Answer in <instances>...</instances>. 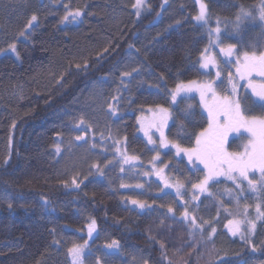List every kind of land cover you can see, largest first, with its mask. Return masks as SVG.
I'll list each match as a JSON object with an SVG mask.
<instances>
[{"label": "trees", "instance_id": "trees-1", "mask_svg": "<svg viewBox=\"0 0 264 264\" xmlns=\"http://www.w3.org/2000/svg\"><path fill=\"white\" fill-rule=\"evenodd\" d=\"M184 1L176 0L177 19L167 26L163 23L167 0H149L139 17L135 0H48L37 13L28 7L20 13L0 10V42L6 23L17 31L14 38L5 37L0 50V190L10 196V200L0 197V264H58L64 245L57 240V228L74 236L68 229L84 233L90 219L121 249L140 251L149 264H264V217L256 223V235L243 241L226 229L229 220L244 219L247 199L240 195L241 189L213 184L191 211L200 225L193 230L192 222L168 213L174 203L167 209L157 201L153 210L140 213L105 176L75 180L53 158L71 102L92 83L111 77L131 53L138 64L134 80L126 89L113 90L129 102L118 119V132L129 152L150 160L152 151L139 136L138 115L159 106L171 111L169 140L184 148L195 146V137L209 124L200 97H182L173 104L172 89L191 80L206 83L201 54L205 48L209 55L219 54L218 47H209L215 40L210 28L217 19L233 24L221 25L219 44H235L237 53L253 46L264 50V22L257 16L244 19L238 30L235 27L240 9L255 15L260 0H203L210 17L206 25L194 20L195 2ZM40 5L42 1L32 4ZM77 10L83 13L79 18L63 20ZM33 15L37 20L28 27ZM142 35L150 36L146 51L136 44ZM254 102L248 95L246 109L261 115L260 104ZM234 143L230 139L229 148L237 151ZM250 203L253 210L259 205L264 212V190H258Z\"/></svg>", "mask_w": 264, "mask_h": 264}, {"label": "rangeland", "instance_id": "rangeland-1", "mask_svg": "<svg viewBox=\"0 0 264 264\" xmlns=\"http://www.w3.org/2000/svg\"><path fill=\"white\" fill-rule=\"evenodd\" d=\"M36 1H42V5L38 8H36V6H32L33 2ZM47 1L48 0H0V10L10 11L11 13H20L23 9L28 7V9L30 8V13H37ZM118 1L121 3L125 2V0ZM167 1L169 3V8L164 16L163 23H165V26L174 24L173 21L177 19L176 12L178 10L176 0ZM192 1H194L197 5L199 14L201 3H204L203 0ZM148 2L149 0H146V6L142 8L140 14L147 9ZM184 2H187V0ZM207 13L208 23L210 21L208 9ZM13 19H15V17H13ZM194 20L200 25L207 24L203 21H197L195 18ZM7 21H12V18H8ZM223 21L225 20L217 19V21L214 22V27L210 28L212 35L216 36L215 32L212 30L217 26L223 30V26L221 25L225 23L231 24L229 21ZM232 25L233 24H231L230 27H232ZM226 28L227 26L224 27L225 30ZM5 30L3 40L0 42V50L4 49L2 47L4 43H6L5 37L11 39L15 37L14 35H17V31L11 30L7 23ZM149 37L150 36L142 35V37L137 40L136 44L139 49L144 51L148 49L150 42ZM211 55H215L217 63L215 66L209 65L208 68H202L206 73L205 82H214L213 84L218 82V86L215 84V90L221 96L230 94L232 83H237V95L241 101L242 111H244L245 115H249L248 108L246 109L245 106L247 96L251 95L253 100L259 104L261 102L252 94V90L247 87V81H239L236 77V66L234 63L236 57L233 56L231 58H225L223 53L220 52L219 54L213 52ZM222 59H224V61ZM136 61L137 56L135 53H131L127 61L122 65H119L114 74H111V77L106 80H99L92 83L71 102L66 110V116H64V133L57 144L60 151L57 153L56 145L53 158L58 160L62 169L70 177H75V180L79 178H86L92 174L105 176L107 183L110 184L112 188L123 192L124 197H127V199L125 198L127 204L130 205L132 209L140 213H144L147 210H153L156 201H158L159 206H163L164 204L166 208L170 204L174 203V205L172 204L171 206L174 207V212L168 213L188 222H191L190 217H193V213L191 211L195 207H198L202 198L211 192L213 184L228 183L233 185L237 190L241 189L240 195L243 196L244 199H247V206L245 210L247 213L248 210H251L250 212H252L251 214H248L249 220L254 222L256 225V223L261 220V216H259L256 210L252 209L253 206L250 201H253L258 190H264L261 189V185L259 183L256 184V188L257 185H260L258 186L257 191L253 192L248 187L247 181H243L241 187L237 188L236 184L232 180H228L225 176H220L209 182L208 190L206 192L200 193L199 189L192 187V185L203 181L207 173V169H205L203 164H200L198 161L193 160V162H189L186 153L181 152L177 155L176 149L172 146L174 143L169 140L167 135V130L172 122L170 110V118L168 119L167 126L164 127L163 132L164 136L171 143H169L167 147L162 146L160 143V133L156 130V128H152L149 131V135L155 143L148 142V136H146L144 131L141 130V117H144V122L147 123V121L152 119L153 112L157 111L158 108H153L151 109L152 111L147 109L144 112L139 113L138 125L139 136L146 140L150 150L152 151L150 160L146 162L143 158L133 155L138 157V159L129 164L123 163V154H132L129 152L127 144L123 142L119 135L118 130L120 121L118 119L119 116L125 112L127 109L126 107L129 106V102L124 101V99L122 100L121 94H117V92H113V90L118 91L122 90V88L126 89L130 87L129 83H131V79L134 80L132 77L138 68V64H135ZM126 72L130 73V75H124ZM217 72H219V77L216 75ZM230 73L232 75V82L229 81ZM124 79L128 80L125 81ZM252 79L257 84L264 83V77L253 75ZM121 83L123 86H120ZM158 88L159 87H157V89ZM112 92L115 95H113ZM197 93L198 92L195 91L191 93H181L177 96V99L173 102V104H176L182 97L194 96L197 95ZM199 100L201 102L203 112L208 118V113L204 108L203 102L201 99ZM112 108H115V112L111 110ZM81 119L84 120V124L79 123ZM77 136H82L83 139L78 140L76 139ZM232 138L233 141H235L234 145L238 147L237 151L229 148V141ZM249 139L250 134L243 129L239 132H232L228 135L225 148L228 152H241L244 150V146L247 145ZM117 149H119V151H117ZM157 153L159 154L158 159L156 158ZM94 165H99V168L94 167ZM122 168L123 171H121ZM160 169H163L161 175L167 179V182L172 185L171 187H165L164 180L157 175V172ZM249 178L259 181L260 174L258 171L249 173ZM177 182L183 185V187L180 188V195H177ZM121 185L126 186L122 187ZM137 185H140V187H137ZM219 190L222 191V189ZM194 196H197L198 198L193 199ZM0 197L5 200H10V196L1 190ZM133 200L145 203V207L140 208L138 205L133 204ZM177 209L178 215L180 216L176 213ZM185 209H187L189 213V218H185L183 215ZM241 220L245 221L241 225V232L244 235V239H241V234L233 236L229 231L227 223L226 229L230 236L243 241L246 237L253 236L254 232L256 235L255 230H248L249 225L247 223V216H244V219ZM91 221L92 220L88 221L84 234L82 231H75L69 228V231L74 232L75 237L72 235L66 236L59 231V228H57V240L59 243H63L64 245L62 252L58 256V264H71L72 257L69 254L68 249L71 248L73 244L86 245L82 254V264H149V259L141 255L138 250L125 247L121 249L120 244H118V247L114 248L107 247V245L111 244L114 240H111L108 235L99 231L97 226L95 231L92 232L91 237H89L88 225ZM194 229L197 230V227L194 226L193 230Z\"/></svg>", "mask_w": 264, "mask_h": 264}, {"label": "snow or ice", "instance_id": "snow-or-ice-1", "mask_svg": "<svg viewBox=\"0 0 264 264\" xmlns=\"http://www.w3.org/2000/svg\"><path fill=\"white\" fill-rule=\"evenodd\" d=\"M145 6L146 0H135L133 8L136 9L135 15L137 17H139L142 8ZM82 14L83 13L79 10L75 12L69 11L63 17V20L67 21L69 17L76 20ZM207 14V5L201 3L200 12L195 19L207 23ZM257 16L261 22H264V0H260V5L258 9H256L255 15L252 11H247L243 8L240 9V13L236 17V29H239L240 23L244 19H256ZM36 20L37 17L33 15L28 23V27H32V22ZM212 31L215 32L216 36L215 40H210L209 47H218L224 57H236L234 61L236 66V77L239 81H247V87L252 90V94L261 102L259 107L262 110V114L258 116L251 114L245 115L241 108V101L237 95V83H232L231 93L223 96L216 92L213 87L214 82L200 83L197 80H191L188 83H178L171 91V101L175 102L177 96L181 93L198 92L204 108L208 113L209 124L206 129L199 132L195 137V147L183 148L178 143H174L172 146L176 149L177 155L181 152L186 153L189 162H193V160L198 161L200 164H203L205 169H207L203 181L192 185L193 188L199 189L200 193L206 192L208 190L209 182L220 176H225L228 180H232L237 188L241 187L243 181H247L248 187L255 192L257 191V183L261 185V189H264V83L257 84L253 81L252 77L253 75L264 77V50H254L253 46V50L237 53L235 44H228L223 47L220 46L219 34L221 29L219 26ZM11 48L12 51L15 52V44L11 45ZM105 51H107V49H105ZM207 53L208 48H205L204 53L201 54L202 68H208L209 65L215 66L217 63L215 55H209ZM77 67L79 68L80 65H77ZM124 75L127 76L130 75V73L126 72ZM216 75L219 77V72H217ZM229 81L232 82L231 73L229 74ZM111 110L115 112V108H112ZM149 111L152 110L149 109ZM169 118V109L163 106H159L157 111L153 112L152 119L147 121V123L144 122L145 118L141 117V130H143L144 134L148 136L149 143H155L149 135V131L152 128H156L160 133V143L162 146L167 147L169 143H171L164 136L163 132L164 127L167 126ZM79 123L84 124V120L81 119ZM13 127H15L14 124ZM241 129L250 134V139L248 140L247 145L244 146V150L241 152H228L225 148L228 135L232 132H239ZM76 139L80 140L83 139V137L77 136ZM56 151L57 153L60 151L58 145ZM117 151H119V149H117ZM156 158H159L158 153ZM137 159L138 157L136 156L123 154L124 164H129ZM94 167L99 168V165H94ZM121 171H123V168ZM257 171L260 174L259 181L250 179L249 173ZM162 172L163 169H160L157 172V175L164 180L165 187H171L172 185H170L167 182V179L161 175ZM73 183L75 184V180H73ZM76 186L79 187L78 184ZM121 186L125 187L126 185ZM137 187H140V185H137ZM176 187L177 195H180V188L183 187V185L177 182ZM197 198V196L193 197V199ZM132 203L138 205L140 208L145 207V203L138 200H133ZM9 207H11V205H9ZM168 211L172 212L173 209L170 207ZM256 211L259 216L264 217V212L260 211L259 205L256 206ZM183 215L185 218H189L187 209H185ZM243 215L246 217L247 212L245 211ZM190 219L192 225L200 227V225L196 224L194 217H190ZM244 222V220L236 218L228 221V228L233 236L241 234V239H244V235L241 232V225ZM247 223L249 225L248 230L254 231L256 227L255 223L250 220L247 221ZM95 228L96 221L92 220L88 225L89 237H91ZM215 232L216 229L213 227L211 233L214 235ZM84 247H86V245L73 244V246L68 249V252L72 257L71 264H82ZM107 247H118V242L112 241Z\"/></svg>", "mask_w": 264, "mask_h": 264}, {"label": "bare ground", "instance_id": "bare-ground-1", "mask_svg": "<svg viewBox=\"0 0 264 264\" xmlns=\"http://www.w3.org/2000/svg\"><path fill=\"white\" fill-rule=\"evenodd\" d=\"M129 148V147H128ZM149 157V156H148ZM147 162V161H146ZM149 164V163H148ZM154 167V166H153ZM129 175V174H128ZM154 180V179H153ZM151 182V181H150ZM160 191V190H159ZM127 196V195H126ZM134 198V197H133ZM151 199V198H150ZM161 200V199H160ZM157 202V201H156ZM128 207V206H127ZM158 209V208H157ZM149 213V212H148ZM140 215V213H139ZM145 215V214H144ZM140 219V218H139ZM91 220V219H90ZM85 223V222H84ZM69 230V229H68ZM84 234V233H83ZM55 240V239H54ZM116 241V240H115ZM98 247V246H97ZM112 253V252H111Z\"/></svg>", "mask_w": 264, "mask_h": 264}, {"label": "crops", "instance_id": "crops-1", "mask_svg": "<svg viewBox=\"0 0 264 264\" xmlns=\"http://www.w3.org/2000/svg\"><path fill=\"white\" fill-rule=\"evenodd\" d=\"M220 52V51H219ZM217 53V52H216ZM221 53V52H220ZM218 54V53H217ZM197 95L199 96V94L197 93Z\"/></svg>", "mask_w": 264, "mask_h": 264}]
</instances>
